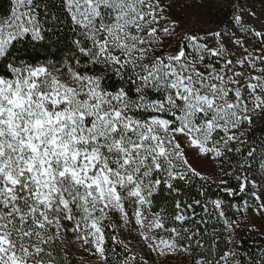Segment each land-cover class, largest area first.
Segmentation results:
<instances>
[{
	"label": "snow or ice",
	"instance_id": "1",
	"mask_svg": "<svg viewBox=\"0 0 264 264\" xmlns=\"http://www.w3.org/2000/svg\"><path fill=\"white\" fill-rule=\"evenodd\" d=\"M259 4L8 0L0 264H264Z\"/></svg>",
	"mask_w": 264,
	"mask_h": 264
},
{
	"label": "trees",
	"instance_id": "2",
	"mask_svg": "<svg viewBox=\"0 0 264 264\" xmlns=\"http://www.w3.org/2000/svg\"><path fill=\"white\" fill-rule=\"evenodd\" d=\"M182 4H183V0H178V5H182ZM7 7H8V0H0V13H3L7 9ZM256 8L257 10H259L260 8L259 0H256ZM220 19H223V16H220ZM213 191H215V189H213ZM243 235L246 246L252 244L253 240L259 239V237L256 236L255 233L245 232Z\"/></svg>",
	"mask_w": 264,
	"mask_h": 264
},
{
	"label": "rangeland",
	"instance_id": "3",
	"mask_svg": "<svg viewBox=\"0 0 264 264\" xmlns=\"http://www.w3.org/2000/svg\"><path fill=\"white\" fill-rule=\"evenodd\" d=\"M178 6H179V7H177V9H176L177 11H179V10H180V6H182V5H178ZM216 19H218V20H219V19H220V16H219V17H217ZM212 26H213V27H215L216 25H215V24H213ZM258 223H259V221H258ZM173 264H175V261L173 262Z\"/></svg>",
	"mask_w": 264,
	"mask_h": 264
}]
</instances>
